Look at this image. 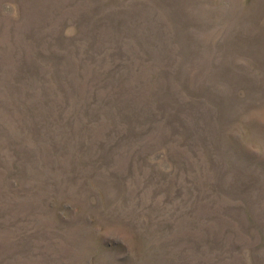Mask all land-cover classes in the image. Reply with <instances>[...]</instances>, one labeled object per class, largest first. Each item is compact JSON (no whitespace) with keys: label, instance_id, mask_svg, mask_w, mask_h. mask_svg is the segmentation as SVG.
I'll list each match as a JSON object with an SVG mask.
<instances>
[{"label":"rangeland","instance_id":"rangeland-1","mask_svg":"<svg viewBox=\"0 0 264 264\" xmlns=\"http://www.w3.org/2000/svg\"><path fill=\"white\" fill-rule=\"evenodd\" d=\"M0 264H264V0H0Z\"/></svg>","mask_w":264,"mask_h":264}]
</instances>
